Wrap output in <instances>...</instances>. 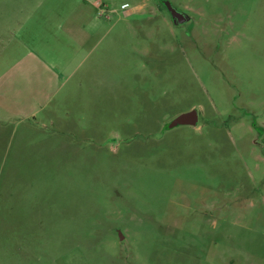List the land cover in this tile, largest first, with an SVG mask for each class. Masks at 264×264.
<instances>
[{
    "label": "rangeland",
    "instance_id": "374dc122",
    "mask_svg": "<svg viewBox=\"0 0 264 264\" xmlns=\"http://www.w3.org/2000/svg\"><path fill=\"white\" fill-rule=\"evenodd\" d=\"M70 1L0 0V30ZM85 1L92 52L0 121V264H264V0Z\"/></svg>",
    "mask_w": 264,
    "mask_h": 264
},
{
    "label": "crops",
    "instance_id": "0c3cea01",
    "mask_svg": "<svg viewBox=\"0 0 264 264\" xmlns=\"http://www.w3.org/2000/svg\"><path fill=\"white\" fill-rule=\"evenodd\" d=\"M68 5L66 13L49 8L30 12L11 29L0 30L1 122H36L37 114L92 52L93 4L71 0ZM6 36L8 42L2 45Z\"/></svg>",
    "mask_w": 264,
    "mask_h": 264
},
{
    "label": "water",
    "instance_id": "95a60500",
    "mask_svg": "<svg viewBox=\"0 0 264 264\" xmlns=\"http://www.w3.org/2000/svg\"><path fill=\"white\" fill-rule=\"evenodd\" d=\"M164 4L167 7V9L169 10L172 17L174 19H176L175 21H178V22L183 21L180 18L181 14L171 5V3L169 1H165ZM177 19H179V20H177ZM197 121H198V111L196 108H193V109H191L187 112H183V113L177 115L175 118H173L168 123V127L173 128V127L178 126V125H186V124L195 126L197 124Z\"/></svg>",
    "mask_w": 264,
    "mask_h": 264
},
{
    "label": "flooded vegetation",
    "instance_id": "af4514ba",
    "mask_svg": "<svg viewBox=\"0 0 264 264\" xmlns=\"http://www.w3.org/2000/svg\"><path fill=\"white\" fill-rule=\"evenodd\" d=\"M167 8V7H166ZM168 10V9H167ZM169 11V10H168ZM181 15H180V18H181V20H183L182 22L180 21V22H178V21H175L176 19H174L173 17H172V15H171V18H172V21H173V23L174 24H182V23H185L186 21H189V16L184 12V11H179V10H177ZM170 13V12H169ZM177 20H179V19H177ZM193 109V108H192Z\"/></svg>",
    "mask_w": 264,
    "mask_h": 264
}]
</instances>
